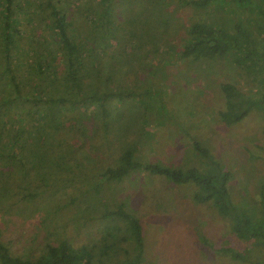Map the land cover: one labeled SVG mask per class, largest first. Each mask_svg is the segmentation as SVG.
<instances>
[{"label": "rangeland", "instance_id": "374dc122", "mask_svg": "<svg viewBox=\"0 0 264 264\" xmlns=\"http://www.w3.org/2000/svg\"><path fill=\"white\" fill-rule=\"evenodd\" d=\"M64 1L83 22L91 17V9H85L86 2H96ZM180 10L177 15L186 22L214 12L211 8L192 10L189 6ZM101 14L103 18L104 12ZM178 24L167 40L175 46L182 44L185 34L179 32L182 29ZM116 30L120 42L111 43L109 39L105 48L112 45L122 50L125 45L126 51L118 62L122 69H106L102 82L122 95L110 101V113L95 122L90 123L94 117L91 107L84 110L87 123L82 130L85 134L94 131L96 137L90 139V134L85 139H74L69 135L82 177H67L68 172L62 169L53 173L50 184L45 185L36 179L39 176L35 170L24 175L18 167L6 169L0 188V240L23 258L35 259L48 243L58 245L65 240L76 248L90 246L95 256H104L99 260L104 264H122L133 259L135 241L129 233L128 240H122L126 231L119 218L102 217L119 206L143 225L145 257L141 264H261L250 256L253 245L249 249V244L244 243L247 239L230 237L233 218L214 219L216 208L211 203L194 200L195 184L177 185L162 174L141 168L120 182L100 174L119 164L129 149L142 162L172 168L208 171L219 164L221 171L231 173L229 203L234 211L246 214L254 223L264 217L260 213L264 201V116L256 108L240 123L229 125L219 113L225 108L220 83L232 81L251 93L254 84L249 77L237 66L221 60L192 62L179 54L152 53L149 49L139 54L137 49L131 50L133 43L123 34L124 29ZM134 92L136 95L131 96ZM195 142L210 151L209 157L195 148ZM39 184L43 191L35 201L23 199L27 187ZM230 243L248 260L243 262L242 255L234 260L228 257L222 249ZM106 244L110 245L107 249ZM258 250L255 257L264 264V249Z\"/></svg>", "mask_w": 264, "mask_h": 264}, {"label": "trees", "instance_id": "16d2710c", "mask_svg": "<svg viewBox=\"0 0 264 264\" xmlns=\"http://www.w3.org/2000/svg\"><path fill=\"white\" fill-rule=\"evenodd\" d=\"M63 1L0 0V188L10 167H18L24 175L35 170L36 179L45 185L62 169L68 172L67 177H82L69 139L90 136V131L85 134L82 130L87 123L85 109L91 107L94 117L90 123L95 122L105 118L113 106L109 102L122 95L102 82L106 69H122L118 62L125 45L122 50L112 45L105 48L109 39L120 42L116 34L119 28L133 43L131 50L137 49L139 54L147 49L152 53L166 51L192 62L221 60L237 66L254 84V92L248 93L232 81L220 83L225 98L220 115L229 125L240 123L256 108L264 116V0H96L86 2L91 17L84 22ZM184 6L214 12L186 22L177 15ZM175 23L182 29L179 32L185 33L179 46L167 42ZM141 34L146 39H141ZM94 137L93 131L90 139ZM195 148L209 157L210 151L200 142H195ZM88 162L93 163L91 159ZM220 167L202 171L145 163L129 149L119 164L100 174L120 182L141 168L162 174L177 185L195 184L196 202L211 203L222 215L233 218L239 238L264 243V217L254 223L246 214L234 211L229 203L231 173ZM39 186L27 187L23 199L35 201L43 191ZM260 213L264 216V201ZM112 216L125 224L122 240H128L129 233L136 244L133 259L122 264H141L145 247L140 219L119 206L102 214L104 218ZM96 257L98 261L104 258L95 256L86 244L76 248L63 240L58 245L48 243L35 259L23 258L0 240V264H104L97 263Z\"/></svg>", "mask_w": 264, "mask_h": 264}, {"label": "crops", "instance_id": "0c3cea01", "mask_svg": "<svg viewBox=\"0 0 264 264\" xmlns=\"http://www.w3.org/2000/svg\"><path fill=\"white\" fill-rule=\"evenodd\" d=\"M220 217H226V216H222V214L216 209V212H215V216H214V219H220ZM232 225H233V227H234V223H233V221H231L230 222ZM218 229V228H217ZM197 231H198V229H197ZM214 232V231H213ZM210 234H212V233H210ZM233 236H235V238L237 239V240H239V241H244V239L243 238H239L238 237V235L235 233V229L234 228H231V231H230V237L231 238H233ZM230 241H232L231 239H230ZM246 245L247 244H249V249H250V247H251V245H253V252H251V254H250V256H253L255 259H256V261L257 262H259V263H261V264H263L261 261H259L258 260V258L257 257H255V255H256V251H259L258 250V248H260V250H263L264 249V243H252V242H250L249 240H247V242H244ZM244 249L246 250V251H249V249H246V247H244ZM222 250H225L224 251V253H228L229 254V256L228 257H230L232 260H234L235 258H237V257H239L240 256V252H239V249H237L236 247H234L233 245H232V243H230V244H226L225 245V249L223 248ZM222 250L220 251V252H222ZM226 251H230V252H226ZM260 252V251H259ZM243 257H244V255L243 254H241ZM246 260H248V259H243L242 261L244 262V261H246Z\"/></svg>", "mask_w": 264, "mask_h": 264}]
</instances>
